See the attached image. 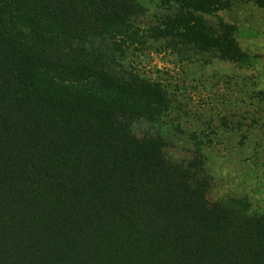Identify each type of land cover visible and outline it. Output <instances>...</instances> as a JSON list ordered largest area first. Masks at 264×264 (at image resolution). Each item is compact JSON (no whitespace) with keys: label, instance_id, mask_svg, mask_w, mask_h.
<instances>
[{"label":"trees","instance_id":"trees-1","mask_svg":"<svg viewBox=\"0 0 264 264\" xmlns=\"http://www.w3.org/2000/svg\"><path fill=\"white\" fill-rule=\"evenodd\" d=\"M263 10L264 0H251ZM0 0V264H264V211L171 155L172 93L129 65L166 42L245 68L229 0Z\"/></svg>","mask_w":264,"mask_h":264},{"label":"rangeland","instance_id":"rangeland-1","mask_svg":"<svg viewBox=\"0 0 264 264\" xmlns=\"http://www.w3.org/2000/svg\"><path fill=\"white\" fill-rule=\"evenodd\" d=\"M147 9L142 26L155 25L161 0H141ZM230 6L210 23L235 25L242 48L256 59L245 68L210 54H197L166 42L136 45L129 65L161 82L172 93L173 113L165 129L175 136L171 155L192 158L201 148L211 177L212 202L248 199L264 211V12L251 0Z\"/></svg>","mask_w":264,"mask_h":264}]
</instances>
